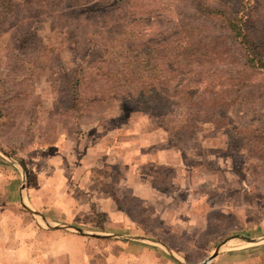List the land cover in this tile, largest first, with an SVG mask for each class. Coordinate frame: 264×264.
Masks as SVG:
<instances>
[{
  "label": "rangeland",
  "instance_id": "1",
  "mask_svg": "<svg viewBox=\"0 0 264 264\" xmlns=\"http://www.w3.org/2000/svg\"><path fill=\"white\" fill-rule=\"evenodd\" d=\"M1 1L0 264H200L220 244L206 264H241L250 255L258 262L264 73L245 71L247 87L237 94V56L203 73L213 95L234 101L228 108L197 111L200 104L168 87L165 98L157 91L139 97L133 86L154 76L172 88L179 79L137 70L133 53L121 48L132 39L103 21L108 5ZM188 2L135 0L123 13L143 20L138 42L169 36ZM202 21L200 38L212 34L211 21ZM259 33L264 40V21ZM94 63L103 78L88 77ZM80 68L83 84L74 93ZM228 77L230 89H215Z\"/></svg>",
  "mask_w": 264,
  "mask_h": 264
},
{
  "label": "trees",
  "instance_id": "2",
  "mask_svg": "<svg viewBox=\"0 0 264 264\" xmlns=\"http://www.w3.org/2000/svg\"><path fill=\"white\" fill-rule=\"evenodd\" d=\"M6 1L8 0L1 2L5 4ZM81 1L67 0L66 2L76 6ZM95 1L99 2L95 5L97 7L104 4L109 6L105 8L112 9L103 21L107 22L108 20V24L112 23V26L115 27V30L110 28L113 33L120 35L123 40L132 39L129 45H122L121 48L125 47L126 52L133 53L139 63L137 70L140 66L143 72L154 70L166 77L179 79L175 81V88H172L171 85L166 84L165 77L154 76L151 83L141 82L142 84L133 86L135 90H139V97H144L150 92L154 95L157 91L158 98H165L166 93L162 88L168 87V92H172L174 89L175 95L192 99L191 104L189 103L192 107L200 104L197 111L204 110L201 109L202 105L203 108L206 106L207 108L211 106L228 108L229 104L234 101L230 102V97L226 96V92L221 97H218L217 94L213 95L214 91L207 88V78L202 77L203 73L213 72L214 65L222 61L223 58L227 57L230 61V56L231 60L237 56L232 72L235 74L241 72L242 74L239 77L233 75L232 86L236 94L242 88L247 87V82L243 77L245 71L264 73V40L259 33V27L264 21L262 18L264 16V0H218L225 5L229 4L227 8L220 3L207 4L205 3L207 0H189L188 5L191 6V10H182L180 12L182 17L180 13L177 14V22L172 27L169 36L160 33L158 37L157 32L154 37L147 36L138 42L137 39H141L138 36L142 33L138 24L140 25L143 20L140 19L139 14L123 13L125 6H134L135 0H116L115 2L112 0H87L85 5L88 3L92 5V2ZM51 2L54 3V6H59L63 1L51 0ZM21 3L25 4L26 0H21ZM121 4L123 5L121 6ZM9 5L15 6L14 3ZM202 19L211 21L212 30L210 32L212 34L216 31H219V34L200 38L205 30ZM223 37L229 40V44L221 40ZM230 44L232 52H230ZM136 48H141L144 52L137 53L135 52ZM158 53L161 54L159 58L155 56ZM151 60L154 62L151 63ZM158 60H161V63ZM203 63L209 64L210 70H204ZM123 64L128 66L129 58H126ZM95 66L94 63L88 68L90 70L87 73L88 77L90 79L103 78L105 73L98 71L100 67L96 68ZM84 70L85 68H80L75 71L78 78L73 82L74 93H77L78 87L83 84L81 78L85 75ZM92 75L93 77H91ZM217 87H222L221 90L230 89V77L226 79V82L218 83L215 89ZM104 93L106 92L104 91ZM233 99H237V97L234 96Z\"/></svg>",
  "mask_w": 264,
  "mask_h": 264
},
{
  "label": "crops",
  "instance_id": "3",
  "mask_svg": "<svg viewBox=\"0 0 264 264\" xmlns=\"http://www.w3.org/2000/svg\"><path fill=\"white\" fill-rule=\"evenodd\" d=\"M105 206L107 207V206H110V203H109V201H106V203H105ZM105 211V210H104ZM104 233H106V234H111V233H109V232H104ZM113 235H115V236H117L116 234H113ZM118 237H120V238H123V239H125V238H127V239H133V237L132 236H128V235H120V236H118ZM233 238H237V237H233ZM233 238H230V239H233ZM262 238H260V240H261ZM140 241H144V240H142V239H139ZM263 241V240H262ZM262 241H261V243H262ZM254 242V241H253ZM162 251H164V247H163V250ZM165 252H167L168 254H170V251L168 252V251H166L165 250ZM153 253V252H152ZM147 254H149V250L147 251ZM154 254V253H153ZM218 254V253H217ZM216 254V255H217ZM215 255V256H216ZM214 256V257H215ZM258 262H251V255L248 257V258H246V260H244L241 264H264V251L263 250H261V251H259V253H258ZM213 257V258H214ZM212 258V259H213ZM211 259V260H212ZM256 259V258H255ZM210 260V261H211ZM208 263V262H207ZM240 264V263H239Z\"/></svg>",
  "mask_w": 264,
  "mask_h": 264
},
{
  "label": "water",
  "instance_id": "4",
  "mask_svg": "<svg viewBox=\"0 0 264 264\" xmlns=\"http://www.w3.org/2000/svg\"><path fill=\"white\" fill-rule=\"evenodd\" d=\"M78 231H80V230H78ZM233 237H240V238H242V239H244L246 241H254L253 238H249V237H246V236L233 235L230 238H233ZM230 238H228V239H230ZM228 239H225L222 242V244L225 243ZM220 245L217 246L216 250L214 251V253L212 255H210L205 261L201 262L200 264H206L207 262H209L218 253V248L220 247Z\"/></svg>",
  "mask_w": 264,
  "mask_h": 264
}]
</instances>
